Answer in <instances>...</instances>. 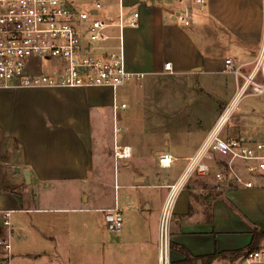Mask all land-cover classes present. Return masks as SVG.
<instances>
[{"label": "crops", "instance_id": "0c3cea01", "mask_svg": "<svg viewBox=\"0 0 264 264\" xmlns=\"http://www.w3.org/2000/svg\"><path fill=\"white\" fill-rule=\"evenodd\" d=\"M66 1L88 11L91 19L106 22V38L91 44L93 54H98V47L117 49L119 17L128 21L138 13L136 24L123 28L122 44L127 69L141 72L142 81L116 91L104 85L0 88L2 97L18 95L20 100L0 105V211L9 212L8 225L0 216V263L159 264L162 252L168 264H183L187 257L252 246L253 233L264 232V171L248 176L251 187L216 188L212 178H190L172 193L168 186L179 180L186 158L235 95L237 83L226 71L225 59L231 58L245 73L257 58L264 38V0H206L201 7L192 6L187 25L175 17L181 9L178 0ZM98 2L102 5L96 7ZM81 26L87 39V24ZM168 62L170 70L164 68ZM20 90L46 93L53 102L30 112L34 104H21ZM145 90L230 91L210 127L190 143L176 134L174 123H153L134 115L131 105L143 107ZM115 98L126 104L116 113ZM242 107L240 113L246 111ZM254 111L260 114L264 106ZM120 121L128 131L118 141L115 124ZM110 128L112 139L106 135ZM262 134L261 139H242L264 141ZM115 145L128 146L130 155L116 158ZM162 153L173 156L170 166L159 163ZM119 166L126 172L122 178ZM24 169L30 170L31 197L42 184L61 191V183L67 181L75 198L64 203L46 196L35 202L26 199L23 190H5L6 175L19 179ZM112 174V184L110 179L102 182V176ZM201 180L214 185L213 193H204ZM115 204L123 216L118 230L108 226L103 212ZM2 239L9 240L8 249H3ZM253 245L264 246V236ZM235 260L218 255L208 264Z\"/></svg>", "mask_w": 264, "mask_h": 264}, {"label": "built area", "instance_id": "2783aa9c", "mask_svg": "<svg viewBox=\"0 0 264 264\" xmlns=\"http://www.w3.org/2000/svg\"><path fill=\"white\" fill-rule=\"evenodd\" d=\"M178 2L181 9L175 17L187 25L192 6L201 7L206 0ZM101 5L96 3V7ZM137 17V12L128 21L120 16L117 49L104 51L98 47V54H93L91 44L105 40L107 24L91 19L88 11L77 10L66 0H0V88L104 85L116 91L122 86L140 84L143 74L127 69L122 44L123 28L135 25ZM84 24H87V39L81 26ZM40 63L47 65L45 71ZM248 65L252 67L243 73L231 58L225 59L226 71L234 74L237 83L235 95L196 150L186 158L181 177L168 186L170 193L183 187L190 178H212L216 188L224 184L251 187L253 181L248 176L264 171V141L246 140L225 132L232 111L243 109L240 107L243 98L264 94V38L257 58ZM164 68L170 70V63ZM125 106L114 99V113ZM114 155L123 158L130 155V150L128 146L115 145ZM173 160L169 153L159 155L163 166H170ZM103 212L108 226L118 230L123 218L118 206L115 204ZM163 215L165 222L169 203ZM0 216L8 225L9 212L0 211ZM1 245L8 249L10 242L2 239ZM251 262H264V246L245 251L234 264ZM159 264H168L162 252Z\"/></svg>", "mask_w": 264, "mask_h": 264}, {"label": "rangeland", "instance_id": "374dc122", "mask_svg": "<svg viewBox=\"0 0 264 264\" xmlns=\"http://www.w3.org/2000/svg\"><path fill=\"white\" fill-rule=\"evenodd\" d=\"M40 65L42 70L45 71L47 65L45 63H40ZM248 67H252V65H249ZM145 91L148 93V95H144L143 107L137 106L136 108H134V106L131 105L130 110L134 112V115L136 117H142L148 122L153 123H161L164 122V120H168V122L174 123L176 134L178 132L180 135L183 134L190 143H193L210 127L212 122L215 120L217 111H219V113L221 112V109L219 108L222 107L221 105L223 104H221L222 98H224L227 95V92L229 93L230 90ZM120 92L124 91L119 90V93ZM19 93L22 95L20 96V99L24 101L21 104L27 105L29 106V108H32L34 106L30 112H32L33 110H37L38 108L45 105H49L53 102V97L48 96L46 93L41 94L36 90H20ZM13 101L20 102L18 95L14 97L4 95L2 97V94H0L1 106L7 105ZM150 102L153 103L150 104ZM32 104L34 105L32 106ZM243 104L246 106V111L240 113V111H243V109L237 111L234 110L229 120L227 121L225 131L227 133L230 132L231 134L233 132L234 135L240 136L242 138L261 139V135H263L262 133L264 131V112H260L259 114V112L255 113L254 110H259L264 106V94L246 96L241 100L240 107H242ZM124 112L125 114L126 112L128 113L129 108H127ZM115 127V137L116 139H118V141H120L124 137L126 131H128V128L124 127L123 121L117 122L115 124ZM260 127L262 128V131H260ZM131 128L132 130L137 129L136 127H130L129 129ZM236 128L237 131L235 132V130L233 129ZM107 129L108 128H106V130ZM146 130L150 131L151 128ZM106 135H108V137L112 139L111 128L110 132H108V134ZM15 170L16 168L14 169V171ZM9 171L11 172V169H9ZM125 173L126 172L124 171V169L119 166V169H117V174H119L120 178L124 177ZM22 175L18 177L19 179H14V175L7 174L4 185L6 184L12 189H16L17 191L23 190L22 193L25 195L26 199H33L35 202H39V200L41 199L44 200L46 196H49L47 197L48 199H61L64 203H67L75 198L70 194L71 183H67V181H65V183H61L63 186V189L61 191L58 189L55 190L52 184H42V187L40 186V188L38 187L35 189V194H37V196L31 197L28 193V188L30 185L25 182L24 178L22 179ZM99 176L100 175L96 176V182L101 181V179H99ZM109 179L111 180L112 184L113 174L110 177H108V175L102 176V182L109 181ZM58 184L59 183H57V185ZM201 186L207 188L206 191L204 189V193L207 191L209 193H213L210 188H212L214 185L211 184V182L201 180ZM121 191L122 190H120V192ZM38 193L41 194L39 195ZM105 193L107 192L105 191ZM100 194L102 195L104 194V192L100 191ZM201 197H203V195H201ZM110 200L111 202H113L112 194L110 195Z\"/></svg>", "mask_w": 264, "mask_h": 264}, {"label": "trees", "instance_id": "16d2710c", "mask_svg": "<svg viewBox=\"0 0 264 264\" xmlns=\"http://www.w3.org/2000/svg\"><path fill=\"white\" fill-rule=\"evenodd\" d=\"M4 189L5 190H9L12 191V188L8 185H4ZM264 236V232H257L255 231L253 233V240H252V246L244 249V250H236V251H228V252H214L211 254H206V255H201V256H196V257H187L182 263L183 264H195L197 260L201 261V264H208V262L213 259L214 257L221 255L222 257L225 258H230L231 260H235L238 256H240L241 254H243L245 251L247 250H251L254 249V242L255 239L258 237H263Z\"/></svg>", "mask_w": 264, "mask_h": 264}, {"label": "water", "instance_id": "95a60500", "mask_svg": "<svg viewBox=\"0 0 264 264\" xmlns=\"http://www.w3.org/2000/svg\"><path fill=\"white\" fill-rule=\"evenodd\" d=\"M16 171H19V170L16 169ZM23 178H24L25 182H27V183L30 182V170L29 169L23 170Z\"/></svg>", "mask_w": 264, "mask_h": 264}]
</instances>
